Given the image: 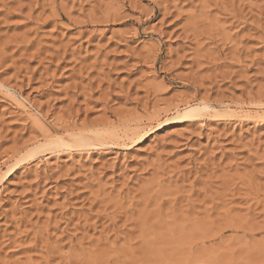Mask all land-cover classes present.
<instances>
[{"label": "rangeland", "instance_id": "rangeland-1", "mask_svg": "<svg viewBox=\"0 0 264 264\" xmlns=\"http://www.w3.org/2000/svg\"><path fill=\"white\" fill-rule=\"evenodd\" d=\"M0 264H264V0H0Z\"/></svg>", "mask_w": 264, "mask_h": 264}, {"label": "bare ground", "instance_id": "bare-ground-1", "mask_svg": "<svg viewBox=\"0 0 264 264\" xmlns=\"http://www.w3.org/2000/svg\"><path fill=\"white\" fill-rule=\"evenodd\" d=\"M204 106H200V107H195L194 106H191L190 108H188L186 110V113L188 114H192L197 111H199V109H203ZM203 111V110H202ZM178 113V112H177ZM198 113V112H197ZM196 114V113H195ZM200 114V113H199ZM215 118V117H214ZM128 120V119H127ZM122 121V120H121ZM120 122V121H118ZM128 122V121H127ZM125 124H127L125 122ZM124 125V124H123ZM122 125V126H123ZM129 125V124H128ZM121 127V126H120ZM91 127L89 128H86V129H89L90 131H81V132H77V133H72V134H69V133H62V132H57V136L56 138L54 139L53 137V141L50 142V144L46 147V148H42V149H36L34 150L32 153H30L27 157L28 159H34L35 156H39L40 154L42 155L43 153H48V152H51L50 150L53 149V151H66V152H70V151H75V152H84V151H87L90 150L91 148H96V147H101L102 146H107V147H113L115 144L118 145V139L115 140L113 138H109V139H106L105 137L102 136V134L100 133H97L96 131H93L90 129ZM94 128V127H93ZM125 128V127H124ZM122 130V129H121ZM139 131V130H138ZM137 131V132H138ZM123 132V131H122ZM145 132V131H144ZM143 132V134L139 135V139L137 138L136 140H141L144 136H145V133ZM43 133V132H42ZM128 133V132H127ZM126 134V133H124ZM133 134V133H132ZM45 135V133H44ZM128 135V134H127ZM131 135V134H130ZM115 137V136H114ZM124 137V136H123ZM133 138V137H132ZM131 138V142L135 141V140H132ZM52 139V138H51ZM129 139V138H128ZM135 139V138H134ZM49 142V140H48ZM124 142V141H123ZM130 142V141H129ZM130 142V143H131ZM121 143H122V140H121ZM116 145V146H117ZM121 145V144H119ZM123 145V144H122ZM127 145V144H126ZM27 155V154H25ZM26 157H23V159H25ZM24 161V160H23ZM21 162H22V159H21ZM28 163V162H27ZM20 164V163H19Z\"/></svg>", "mask_w": 264, "mask_h": 264}]
</instances>
